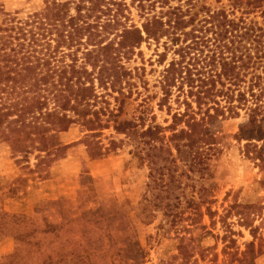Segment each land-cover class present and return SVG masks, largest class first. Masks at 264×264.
I'll return each instance as SVG.
<instances>
[{
  "label": "rangeland",
  "instance_id": "obj_1",
  "mask_svg": "<svg viewBox=\"0 0 264 264\" xmlns=\"http://www.w3.org/2000/svg\"><path fill=\"white\" fill-rule=\"evenodd\" d=\"M47 1L52 0H0V24L7 14L24 18L43 9ZM185 1H173L172 5L182 4L186 9ZM194 1L192 14L198 13L194 25L199 36L216 38L212 31L201 30L200 21L208 11H224L230 20L243 17L248 23L263 22L250 4L253 0ZM129 19L138 26L144 22L136 9ZM236 33L232 31L228 37L234 40L239 35ZM253 40L249 34L230 42L232 49H249L248 53L244 49L229 52L237 56L245 53L242 74L248 78L253 71L264 76V65L253 66L247 56H254ZM164 41L143 44L126 63L128 68H138L131 80L135 84L132 94L99 90L113 111L102 117L109 121V128L98 130L90 142L108 150L103 157L91 159L87 147L90 132L80 124L60 134L64 153L46 158L38 157L37 151L14 153L0 131V264H133L117 248L106 246L102 228L80 217L94 205L92 200L82 205L78 198V190L87 189L80 186L82 175L92 178L87 183L95 191V202L108 205L114 201L129 215L133 240L146 253L142 264H222L228 244L223 238L230 231L235 233L240 250L254 239L258 248L264 247V121L261 141L249 140L252 134L244 129L248 120L244 111L236 118L212 124L211 131L222 140L204 161L190 156L173 162L166 151L169 145L161 150V142L144 145L114 130L116 121L126 119L143 123L145 129L155 124L171 125L178 104L173 99L159 107V81L173 57L170 52L165 63H158ZM100 234L103 245L94 253L92 247L87 248L86 239L92 235L99 239ZM256 264H264V254Z\"/></svg>",
  "mask_w": 264,
  "mask_h": 264
},
{
  "label": "trees",
  "instance_id": "obj_2",
  "mask_svg": "<svg viewBox=\"0 0 264 264\" xmlns=\"http://www.w3.org/2000/svg\"><path fill=\"white\" fill-rule=\"evenodd\" d=\"M173 1L183 0H52L24 18L17 13L7 14L0 24L2 140L14 153L30 155L37 151L38 157L46 158L64 153L66 146L60 134L80 124L90 132L87 147L91 159L103 157L108 150L90 142L98 130L109 128V121L104 122L102 117L113 111L99 90L132 94L135 84L131 80L138 68H128L126 63L143 44H160L164 39L158 63H165L170 52L173 57L159 81V107L164 108L173 99L178 104L171 125L155 124L145 129L143 123L126 119L116 121L115 132L144 145L161 142V150L169 145L166 151L173 162L190 156L204 161L222 140L211 131V125L236 118L244 111L248 117L244 129L252 134L249 140L261 141L264 76L255 71L250 78L242 74L246 64L241 59L249 49H232L230 44L250 34L256 45L254 56L247 55L249 61L258 68L264 65V0L250 3L260 13L261 24L248 23L243 17L230 20L224 11H208L200 21L201 30L212 31L214 39L197 34L194 24L198 13L192 14L194 0L185 1L186 9L182 4L173 6ZM132 9L144 19L141 26L129 23ZM190 26L193 28L188 30ZM232 31L239 34L234 40L228 37ZM243 49L245 53L240 56L229 53ZM90 180L89 175L81 176L80 186L87 189H79L78 198L82 205L90 200L94 205L80 217H87L92 226L103 229L109 249L115 247L128 257V262L142 264L146 253L133 240L129 215L114 201L108 205L95 202V191L87 183ZM58 205L64 214L61 201ZM234 234L230 231L223 238L228 244L222 264H256L264 247L258 248L254 239L240 250ZM86 241L92 252L101 250V234L99 239L92 235Z\"/></svg>",
  "mask_w": 264,
  "mask_h": 264
}]
</instances>
